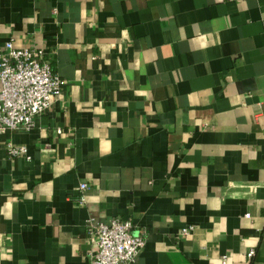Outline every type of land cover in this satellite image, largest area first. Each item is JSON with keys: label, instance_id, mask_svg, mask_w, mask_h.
Segmentation results:
<instances>
[{"label": "crops", "instance_id": "crops-1", "mask_svg": "<svg viewBox=\"0 0 264 264\" xmlns=\"http://www.w3.org/2000/svg\"><path fill=\"white\" fill-rule=\"evenodd\" d=\"M7 40L66 85L0 131V264H89L92 217L133 264H264V0H0Z\"/></svg>", "mask_w": 264, "mask_h": 264}, {"label": "built area", "instance_id": "built-area-1", "mask_svg": "<svg viewBox=\"0 0 264 264\" xmlns=\"http://www.w3.org/2000/svg\"><path fill=\"white\" fill-rule=\"evenodd\" d=\"M65 85L66 80L55 70L44 48L16 47L13 40H7L0 50V131L32 127ZM7 149L12 156L28 152L27 146L11 142ZM80 187L86 189L88 182H81ZM133 226L129 218H90L87 232L95 249L90 251L89 264H133L145 244L144 235L134 233ZM193 227L182 230L188 233ZM248 254H255V249Z\"/></svg>", "mask_w": 264, "mask_h": 264}]
</instances>
